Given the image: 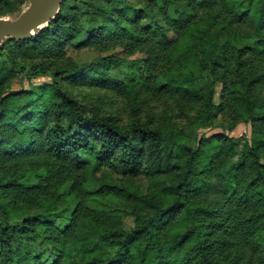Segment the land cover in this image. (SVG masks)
I'll list each match as a JSON object with an SVG mask.
<instances>
[{
  "label": "trees",
  "instance_id": "obj_1",
  "mask_svg": "<svg viewBox=\"0 0 264 264\" xmlns=\"http://www.w3.org/2000/svg\"><path fill=\"white\" fill-rule=\"evenodd\" d=\"M0 264H264V0H63L6 39Z\"/></svg>",
  "mask_w": 264,
  "mask_h": 264
},
{
  "label": "water",
  "instance_id": "obj_2",
  "mask_svg": "<svg viewBox=\"0 0 264 264\" xmlns=\"http://www.w3.org/2000/svg\"><path fill=\"white\" fill-rule=\"evenodd\" d=\"M63 0H27L17 15L0 16V48L8 39L26 40L36 36L60 10Z\"/></svg>",
  "mask_w": 264,
  "mask_h": 264
},
{
  "label": "rangeland",
  "instance_id": "obj_3",
  "mask_svg": "<svg viewBox=\"0 0 264 264\" xmlns=\"http://www.w3.org/2000/svg\"><path fill=\"white\" fill-rule=\"evenodd\" d=\"M10 12H11V15H16L19 12V9L17 8L16 3L12 4ZM65 51H66L65 54L67 56H70L71 58H73L78 63L88 62V61H91L98 56H105V55L121 56V57H126L127 59H139L142 57V55L138 54V53L134 54L132 56H127L123 52V50L120 48L110 50V51H106V52H100V51H96L94 49H91L89 47L78 49V48L69 46L65 49ZM22 64L25 65V62H22ZM28 70H29V72L27 71V73H32V72H30V69H28ZM113 71L115 72V70H113ZM28 78L24 77V73H21L20 71H18V73L12 78L11 87L13 89H18L21 86L28 88L30 84L36 85V86H42L50 80L49 77L41 76V75L35 76L34 78L32 77L31 79H28ZM217 90H219V86L217 87ZM216 101H217V99H216ZM249 131H250V125L249 124H247V125L246 124H239L231 132L230 135L233 137H238L244 133H249ZM123 224L126 227L131 226L132 225V218L126 217L123 220Z\"/></svg>",
  "mask_w": 264,
  "mask_h": 264
}]
</instances>
